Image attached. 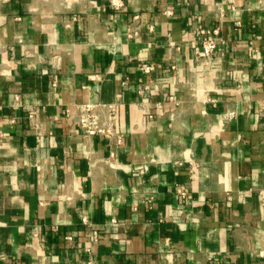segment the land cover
Masks as SVG:
<instances>
[{"label": "crops", "instance_id": "crops-1", "mask_svg": "<svg viewBox=\"0 0 264 264\" xmlns=\"http://www.w3.org/2000/svg\"><path fill=\"white\" fill-rule=\"evenodd\" d=\"M122 1L0 0V264H264V0Z\"/></svg>", "mask_w": 264, "mask_h": 264}, {"label": "built area", "instance_id": "built-area-1", "mask_svg": "<svg viewBox=\"0 0 264 264\" xmlns=\"http://www.w3.org/2000/svg\"><path fill=\"white\" fill-rule=\"evenodd\" d=\"M110 4L114 8L122 6V0H110ZM199 45L201 53L206 59L211 58L215 54L224 40L219 36L218 27L200 28L199 29ZM175 69V65H171ZM141 70L148 72L152 69L151 63H142ZM22 101L17 94L13 96L12 105L20 106ZM149 117L151 115H148ZM74 117L78 128L85 135H97L107 140L110 144H120L122 142V134L117 114V102H84L76 105ZM178 193L184 195V190L179 188ZM82 222L88 223L86 216L81 217ZM99 234L96 229L91 230V238L95 239Z\"/></svg>", "mask_w": 264, "mask_h": 264}]
</instances>
